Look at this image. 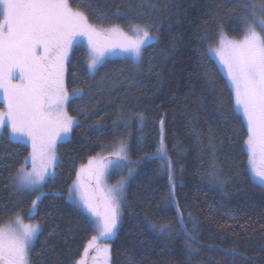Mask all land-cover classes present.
<instances>
[{"label":"trees","instance_id":"16d2710c","mask_svg":"<svg viewBox=\"0 0 264 264\" xmlns=\"http://www.w3.org/2000/svg\"><path fill=\"white\" fill-rule=\"evenodd\" d=\"M70 3L93 24L150 25L154 39L138 61L110 58L94 72L85 47L72 48L65 85L83 96L67 102L76 123L57 145L55 178L43 184L33 215L31 199L12 182L30 146L1 132L0 225L18 215L37 221L32 264H75L95 230L68 201V189L81 165L122 144L135 173L108 239L110 264H264V188L241 150L243 117L212 55L221 31L241 38L247 27L241 21L250 23L252 14L264 19V0ZM162 225L170 226L163 235ZM93 257L89 251L87 264L95 263Z\"/></svg>","mask_w":264,"mask_h":264},{"label":"snow or ice","instance_id":"6c2138e0","mask_svg":"<svg viewBox=\"0 0 264 264\" xmlns=\"http://www.w3.org/2000/svg\"><path fill=\"white\" fill-rule=\"evenodd\" d=\"M241 22L247 25L243 39L228 40L221 31V46L214 51L226 69L235 109L242 114L246 127L241 150L247 152L252 175L264 184V20ZM150 27L129 21L126 31L120 24L103 27L102 23H90L88 15L74 9L70 0H0V93L4 101L0 129L9 132L10 140L27 137L32 147L31 169L26 167L29 158L25 157L12 178L18 191L38 192L48 178H55L50 172L56 163L55 145L62 133L70 131L73 122L65 103L83 96L82 91L70 96L65 85L66 62L75 39L87 37V68L93 72L110 48L130 51L138 60L142 46L154 39ZM112 155L125 158L124 146L121 144ZM104 159L91 157L68 189L70 199L88 215L98 233L88 241L75 264H87L90 248L97 253L93 260L102 256L107 264L109 248H101L97 241L114 236L120 223L124 181L112 187L103 185L107 169ZM84 174L95 179L94 188L84 183ZM41 195L32 201L29 214L38 207ZM178 222L183 228L182 217ZM13 223L19 227L0 226V264H32L30 253L40 226L24 224L20 216ZM169 230L168 225L159 228L161 235Z\"/></svg>","mask_w":264,"mask_h":264},{"label":"rangeland","instance_id":"374dc122","mask_svg":"<svg viewBox=\"0 0 264 264\" xmlns=\"http://www.w3.org/2000/svg\"><path fill=\"white\" fill-rule=\"evenodd\" d=\"M75 9V8H74ZM264 11H262V12H259V13H263ZM256 14H252V19L253 18H255V20L257 21V22H259V21H261L262 19H261V17L260 16H255ZM264 20V19H263ZM252 22V21H251ZM250 22V23H251ZM91 23V22H90ZM123 28H125V30L127 31V25H121ZM104 27V26H103ZM109 27V26H108ZM256 31L257 32H260V29L259 28H256ZM245 34V33H244ZM262 35H264V33H261ZM224 35H225V37L228 39V40H237V41H239V40H242L243 39V37H244V35L241 37V38H233V37H229V36H227L225 33H224ZM75 45H82V46H84L85 47V49H86V53H87V64H88V61H89V59H90V48H89V43H88V39H87V37L86 36H78L76 39H75V43H74V45H73V47L75 46ZM221 45H220V36H219V38H218V41H217V43L215 44V46H214V48L212 49V55L214 56V58L218 61V63L220 64V66L222 67V69L224 70V72L226 73V75H227V72H226V69L224 68V66L221 64V62H220V58H219V56L216 54V51H214V49H218L219 47H220ZM72 47V48H73ZM143 47H144V45L142 46V49H143ZM72 48L70 49V52H71V50H72ZM70 52H69V55H70ZM120 56H122V57H128V58H130V59H133L134 61H138L134 56H133V54L130 52V51H123V50H121L120 48H110L109 50H107V51H105V53H104V57H103V61H102V63L104 62V61H106L107 59H110V58H115V57H120ZM102 63H100V64H102ZM66 64H67V62H66ZM100 64H98L97 65V67L100 65ZM94 72V71H93ZM70 94V93H69ZM70 96H71V94H70ZM68 102V101H67ZM67 102L65 103V111L67 112V108H66V106H67ZM3 104H4V101H3V96H2V93H0V110H4V108H3ZM68 114V113H67ZM69 116V115H68ZM72 127L74 126V124L76 123V120L75 119H73L72 118ZM72 127H71V129H72ZM71 129H70V131L67 133V134H61L60 135V137L57 139V142H56V145H55V155H56V163H57V145L59 144V143H61V142H65V141H67L69 138H70V132H71ZM3 131V129H0V134H1V132ZM15 141H19V142H23V143H26V144H28L29 146H30V153H31V151H32V147H31V142L27 139V137H22V138H18V139H16ZM116 145V144H115ZM114 145V146H115ZM114 146H113V148H114ZM117 150V148L116 149H113V150H111V151H109V152H107L106 154H102V155H97V156H101V157H104L105 159H104V163L105 164H107V169H106V173H105V176H104V180H103V185H105V186H107V187H112V186H115V185H117V183L119 182V181H121V180H123L124 181V190H123V197H122V202H121V205H120V211H121V206L123 205V202L125 201V190H126V186H127V183H128V181L133 177V175H134V173H135V167L133 166V165H131L130 164V162H129V160H128V157H127V150H125V158H123V159H120V158H118V157H116V156H113L112 155V153L114 152V151H116ZM30 153H29V155H28V163H27V165H26V167L28 168V169H31V157H30ZM108 161H113V163H108ZM88 162H89V160L85 163V164H83V165H88ZM56 163L54 164V167L52 168V169H50V172L51 173H55V171H54V168H55V165H56ZM82 166V165H81ZM81 169V167L79 168V170ZM78 170V171H79ZM130 170H131V175L129 174V172H130ZM133 170H134V172H133ZM252 174V173H251ZM252 177H253V179H254V181L259 185V186H261L262 188H264V184H262L260 181H259V178H257V177H254L253 175H252ZM82 178H83V176H82ZM49 179V178H48ZM47 179V180H48ZM46 180V181H47ZM83 181H84V183L86 184V185H90L91 187H95V179H94V182H93V184H89L85 179H83ZM45 183V182H44ZM13 188L16 190V191H18L17 189H16V187H15V185H14V183H13ZM41 193L43 194V189L41 188L38 192H31V193H29V192H25V194L26 195H28V197L31 199V206H32V201L34 200V199H36V196L37 195H41ZM67 199H68V201L69 202H71L72 204H74L75 206H77V204L76 203H74L71 199H70V197H69V195H68V193H67ZM31 206L29 207V208H31ZM78 207V206H77ZM82 212H84L83 211V209L82 208H80V207H78ZM29 215H33V213L32 214H29ZM85 215L88 217V215L85 213ZM19 216V215H18ZM21 217V216H20ZM22 218V220H23V223L24 224H39L37 221H35V220H33V219H30V220H25L23 217H21ZM120 218H121V216H120ZM15 219L16 218H14L13 220H11V221H8V222H6L5 224L3 223V225H8V224H12V226L13 227H19V225H16V224H14L13 222L15 221ZM3 225H0V226H3ZM94 235H98V233L95 231V233L93 234V236ZM92 236V237H93ZM35 239V238H34ZM108 239L109 238H107V239H105V238H100L98 241H97V244L102 248V247H104L105 245L109 248L110 247V243H109V241H108ZM91 240V239H90ZM34 241V240H33ZM89 251H93V252H95L96 253V251H95V249L94 248H90L89 249ZM96 256H97V253H96ZM94 264H105V262H104V259H103V257L101 256V257H97V259H96V261H95V263ZM107 264H110L109 263V258H108V260H107Z\"/></svg>","mask_w":264,"mask_h":264},{"label":"water","instance_id":"95a60500","mask_svg":"<svg viewBox=\"0 0 264 264\" xmlns=\"http://www.w3.org/2000/svg\"><path fill=\"white\" fill-rule=\"evenodd\" d=\"M83 176H84V179H85L89 184H93V182H94V178L90 179V178L88 177L87 174H84Z\"/></svg>","mask_w":264,"mask_h":264}]
</instances>
